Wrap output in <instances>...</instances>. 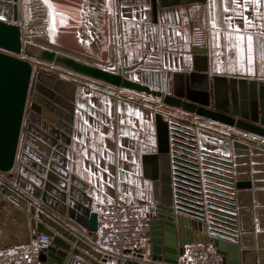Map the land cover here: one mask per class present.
I'll return each mask as SVG.
<instances>
[{"label":"water","instance_id":"obj_1","mask_svg":"<svg viewBox=\"0 0 264 264\" xmlns=\"http://www.w3.org/2000/svg\"><path fill=\"white\" fill-rule=\"evenodd\" d=\"M25 2L27 36L44 46L23 41L18 5L15 4L13 22L0 21V174H9L19 187L54 213L67 217L85 230L90 242L36 206H30L27 214L22 209L25 199L0 183V210H3L0 226L4 216L9 214L5 234L18 230L15 222L23 227L22 234L17 237L7 239L4 236L0 240V249L29 243L38 234H46L52 241L39 253L42 264L107 262V258L90 244L97 240L98 213L92 210L90 199L88 205L78 199V190L84 191L85 188L69 174L68 146L75 113L76 86L71 88V84L57 81L59 88L56 86L54 89L59 94H55L52 87L44 85L40 74L31 102L33 63L40 62L86 80L145 94L161 100L166 106L214 120L237 132L231 136L232 156L222 162L224 171L221 174L227 180V191L220 197L229 203L224 205L225 202L221 201V205H217L219 209L209 206V221L204 220L205 211L203 205L196 202L197 198L176 185L181 182L175 177L181 176L172 173L171 151L169 153L167 147H163L167 136L165 132L160 134L162 170L160 185L155 184L160 187L161 198H156L154 219L148 234L150 254L145 256L139 252L143 259L140 264H178L186 247L192 243L212 244L221 256L222 264H264V81L232 79L230 94L233 102L229 108L225 106L227 93H222L224 83L220 82L219 103L211 111L206 109L209 103L197 100L191 91L186 95L181 92L166 95L112 71L110 0H103L99 11L95 9L96 0L84 2L88 8L83 14L82 24L90 37H83L80 43L77 39L72 47L54 38L44 0ZM96 31L103 33L105 43L108 42L101 51L96 50V44L88 43L89 39H94ZM195 51L205 53L200 48ZM42 85L49 91L42 90ZM219 85L215 86L217 90ZM62 86L71 89L66 93L61 90ZM239 98L249 99V110L239 111ZM30 103H33L32 115L28 111ZM26 118L29 120L27 127ZM238 133L246 136L241 137ZM175 149L187 152L180 147L175 146ZM175 160L181 161L177 157ZM16 167L17 175L14 173ZM24 170L28 185L22 183Z\"/></svg>","mask_w":264,"mask_h":264},{"label":"crops","instance_id":"obj_2","mask_svg":"<svg viewBox=\"0 0 264 264\" xmlns=\"http://www.w3.org/2000/svg\"><path fill=\"white\" fill-rule=\"evenodd\" d=\"M44 2L48 6L51 31L57 41L61 40L72 47L77 39L80 43L83 37H90L82 24L83 14L88 8L84 3L86 0ZM15 4L18 5L20 21L22 16L20 0L18 2L0 0V21L13 22ZM208 4L209 0H110V45L114 62L112 71L162 91L166 95L172 96L178 92L186 95L191 91L197 100L207 101L209 106L206 109L211 111H214L216 103H219L217 94L219 93V96L221 93L219 84L222 82L224 83L221 86L222 93L225 91L227 93V104L224 105L226 108L231 107L233 102L230 94L231 80L246 78L264 81V61L260 58L259 44L254 42L251 71L248 70L246 57L240 64L236 62L235 50L228 46L229 40L225 36V33L231 30L228 29V22L224 17L232 16L231 23L242 31L245 29L244 20L242 17H236L232 11L224 12L221 0H217L215 9L217 28L213 29L212 10ZM102 7L103 0H96V11ZM258 12L262 16L261 19L255 18L251 7L244 13L253 24L247 32L253 35L254 41L259 37L260 42L264 43V35H261L264 33V3H261ZM26 23L24 18V33ZM204 26L209 30L208 46L201 48L193 44L192 33L194 29ZM97 31L94 39H89L88 43L96 44V50L101 51L108 42L105 43L103 33ZM196 48L204 49L205 53L195 51ZM65 80L71 84L69 85L71 88L72 85L76 86L75 113L71 142L68 146L69 174L76 178L79 186L83 185L85 188L84 191L81 190L82 192L78 190V199L85 205H88L90 199L93 211L97 212L102 205L117 199L136 200L144 212L155 208L156 198H161L158 186L162 170L160 134L166 133L167 126L174 120L186 123L195 120L194 131L197 134L199 148L206 150L201 151L205 156L214 155L218 158L232 156L231 151L221 150L222 143L215 137L222 133L224 135L222 138L228 137L231 144V136L237 132L227 125L166 106L159 99L157 100L160 102L145 100L147 104L125 102L115 98L116 93H113V88L110 91L108 86L99 83L80 85L75 81ZM216 84L219 85L218 90ZM102 87L108 88L111 93L96 89ZM238 101L239 111L250 109L249 99L239 98ZM28 111L32 115L33 103L28 105ZM28 123L29 120L25 127ZM238 134L241 137L246 136ZM20 155L21 151L18 163ZM25 172L26 170L22 174V183L28 185ZM14 173L17 175V167ZM0 183L25 199V206L22 209L27 214L30 206H36L57 217L83 238L88 237L85 230L67 217L54 213L19 187L9 174H0ZM0 213H3L2 209ZM29 217L32 219L30 215ZM8 219L9 214H6L0 226V240L4 236L8 239L22 234L23 227L17 222L15 226L18 230L5 234ZM17 245L1 248L0 253ZM138 252L145 256L150 254L149 237H146ZM131 263L140 264L143 261ZM105 264L121 263L115 258L108 257Z\"/></svg>","mask_w":264,"mask_h":264},{"label":"built area","instance_id":"obj_3","mask_svg":"<svg viewBox=\"0 0 264 264\" xmlns=\"http://www.w3.org/2000/svg\"><path fill=\"white\" fill-rule=\"evenodd\" d=\"M208 31L205 26L194 29L193 44L201 48L207 47ZM191 127L193 126L183 121H172L169 125L172 173L181 176L175 177L181 182L176 185L197 198L196 202L203 205L205 211L204 220L209 221L210 215L207 210L209 206L219 209L217 205H221V201L225 202L224 205L229 203L220 195L227 191L225 183L227 180L221 174L224 171L222 162L230 158L205 156L201 153L206 150L199 148L197 134ZM224 141V151L230 152L231 144L228 137ZM175 146L187 152L177 150ZM176 157L181 161H176ZM194 164L198 166L195 167ZM192 169H197L199 172L195 173ZM97 213L98 236L97 240L92 243L94 249L106 258L119 260L121 264L143 261L138 251L151 231L154 209L144 212L136 200L117 199L102 205ZM51 241L49 235L38 234L29 243L17 245L11 250L0 253V264H42L39 260V253L49 246ZM178 264H222V258L212 244L192 243L186 247L185 254Z\"/></svg>","mask_w":264,"mask_h":264},{"label":"snow or ice","instance_id":"obj_4","mask_svg":"<svg viewBox=\"0 0 264 264\" xmlns=\"http://www.w3.org/2000/svg\"><path fill=\"white\" fill-rule=\"evenodd\" d=\"M223 4L224 12L232 11L236 17H242L244 20L245 29L242 31L238 26H234L231 23L233 19L232 16L224 17L225 21L228 22L227 26L230 29V32H226L225 36L229 40V47L234 48L236 53V62L240 64L244 61L245 57L247 59V64L249 65V71H251V65L253 63V52H254V42L259 44V54L262 61H264V43L260 42L259 37H257L254 41L253 35L247 32L249 27H252V20L249 19L248 16L244 15V13L252 8V11L255 13L256 19H261L262 16L258 12V8L261 3H264V0H221ZM208 7L212 10V27L213 29L217 28L216 23V15L215 9L217 8V0H209ZM261 35H264L262 33ZM81 107H83L81 105ZM139 116V113H137ZM85 123H87L85 121ZM75 139V137H74ZM94 159V158H93ZM106 171V169H104Z\"/></svg>","mask_w":264,"mask_h":264},{"label":"rangeland","instance_id":"obj_5","mask_svg":"<svg viewBox=\"0 0 264 264\" xmlns=\"http://www.w3.org/2000/svg\"><path fill=\"white\" fill-rule=\"evenodd\" d=\"M20 1H21V7H22V16H21V19H20L19 23H20V26L22 27V30H23V28H24L23 27L24 18L25 19L27 18L26 17V2H25V0H20ZM16 2H18V0H16ZM23 33H24V31H23ZM23 41L24 42H31V43H34V44H37V45L44 46V44H41V43H39V42H37L35 40L33 41V40L28 38V36H27V27H26V33L23 34ZM33 67H34V76H33V81H32V90H31L30 99H29L31 102H32V92L34 91V86H35L36 82L38 81V76L40 74H42L40 77L42 78V80L44 82V85H46V87L47 86L48 87H52L53 88L52 90H53V92L55 94L58 93V91H55V89H54L57 86L56 85L57 81H64V83L70 84V83L66 82L65 79H67V80L75 81L76 83H78L80 85H85V84H87V85H91V84L95 85V83H96V82H93V81H90V80H86V79L79 78V77L73 76L71 74L65 73L62 70H57V69L55 70L54 68L46 66V65H43V64L33 63ZM42 86H41L42 90L44 89L46 91H49L47 88H45L44 86L42 87ZM57 88H59V85L57 86ZM112 88L115 89V90H112V91H114L113 93H116V94H114V95H116L115 98L117 97V99L121 100V101H125V102L133 101V102H138V103H146L145 100H148V101L160 102L156 98L147 96L145 94H139V93H135L133 91L125 90V89H121V88H114V87H112ZM96 89H103V90L107 91L106 93H111V92H109V90L111 91V89L107 90L108 88H103L102 87V88H96ZM61 90H64V92H66V93H67L68 90L70 91V89H67L64 86L61 87ZM128 94H132L134 96H129ZM148 105H154V104H148ZM174 121H179V120H174ZM25 122L26 123L28 122V118L26 119ZM194 122H195V120H194ZM194 122H192V123L189 122V124L193 126L191 128L195 127V123ZM168 127L169 126H167V130H166V134H165V136H167V138H166V146L163 143V147H165V149L167 147V149H168V151L170 153V151H171V140H170V133H169ZM222 136H224V135H222V133H220V134H217L215 137L217 138V140H219L222 143L220 145V147H221V150L224 151L223 145H224V140L225 139H224V137L222 138ZM21 143H23V141ZM67 222H69V220H67ZM86 240H88L90 242L89 234H88V237L86 238ZM92 243H90V244L92 245Z\"/></svg>","mask_w":264,"mask_h":264},{"label":"bare ground","instance_id":"obj_6","mask_svg":"<svg viewBox=\"0 0 264 264\" xmlns=\"http://www.w3.org/2000/svg\"><path fill=\"white\" fill-rule=\"evenodd\" d=\"M34 63H38V64H43V63H40V62H34ZM43 65H46V66H49V67H52V66H50V65H47V64H43ZM52 68H54V69H57V68H55V67H52ZM57 70H59V69H57ZM64 72V71H63ZM65 73H68V72H65ZM68 74H71V73H68ZM71 75H73V74H71ZM73 76H75V75H73ZM76 77H78V76H76ZM79 78H82V77H79ZM84 79V78H83ZM97 83V82H96ZM100 84V83H99ZM103 85V84H102ZM106 87H107V85H105ZM108 88H110V89H112V87H110V86H108ZM114 90V89H113ZM128 95H130V94H128ZM130 96H132V95H130Z\"/></svg>","mask_w":264,"mask_h":264}]
</instances>
